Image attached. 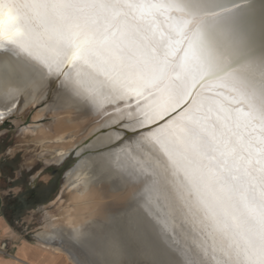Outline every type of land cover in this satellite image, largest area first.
Segmentation results:
<instances>
[{"label":"snow or ice","instance_id":"6c2138e0","mask_svg":"<svg viewBox=\"0 0 264 264\" xmlns=\"http://www.w3.org/2000/svg\"><path fill=\"white\" fill-rule=\"evenodd\" d=\"M0 49L118 116L196 264H264V0H0Z\"/></svg>","mask_w":264,"mask_h":264},{"label":"bare ground","instance_id":"6f19581e","mask_svg":"<svg viewBox=\"0 0 264 264\" xmlns=\"http://www.w3.org/2000/svg\"><path fill=\"white\" fill-rule=\"evenodd\" d=\"M52 78L26 56L10 49H0V113L3 115V119H0V124L6 119L12 118L11 120L18 126L33 108L44 103V106L34 112L32 118H30L31 122L21 127V131L34 135L40 139V142L53 144L55 141H64L69 136L74 138L76 132L73 130L79 128V131L88 122L96 120V123L94 122L93 124L92 122L93 125L88 129L87 133L77 139L76 145L69 146L66 144L68 139L62 142L63 146H65L64 149L60 152L52 153V155L50 154V158L46 160L47 164L48 162L59 164L68 155L73 154L76 156L72 166L67 169L64 176L69 194V204L61 208V212H59L61 215L59 217H55L54 214H44V221L34 230L33 236L36 241V248L43 254L49 255L51 264L55 261L59 262L60 254H64L65 259L71 264H127L133 261L135 256L127 254L128 250L125 252L124 248L127 247H124V245L123 248L118 246L117 241H115L117 239L115 235L118 236V234L115 233L119 232H117V228L121 226L120 222H125L132 217L136 218L137 216L135 217L134 215L140 214L146 209V206L142 204L144 202H140V200L146 194L151 195L150 186L145 185L147 182H141V178H137L136 176L132 178L131 163L128 162L126 153L123 151L125 145L116 143L118 137L121 135V130L113 126L118 116L111 113L110 109L96 110L87 107L85 102L75 95L72 89L65 83L53 85L51 83ZM48 83H51V85L45 93L34 103H32L33 101L30 102L34 94ZM49 94H52L51 97H49ZM17 99H19V104L15 107L13 114V111L10 110H13ZM41 112L43 113L39 115ZM64 113H68V116L57 119L56 116ZM46 115L49 117L44 122H37L42 120V118L33 119L36 116L44 117ZM53 115L54 117H51ZM54 118L56 121L53 120ZM63 126H68L72 129L62 134L58 140L49 138ZM101 127L105 129L100 130ZM87 136L89 138H86L87 141L83 142ZM43 137H48L50 140H43ZM37 143L39 142L36 141ZM46 152L49 154L48 151ZM116 164L120 165V169L117 171H115ZM139 223L141 222L139 221ZM159 223L163 224L162 222ZM163 226L165 229V225ZM166 235L164 234L165 238H167ZM149 237L151 238L152 236ZM146 239H148V236ZM130 240L135 241L132 238ZM134 243L137 245L136 242ZM153 246H155L154 243ZM151 257L152 255L145 254L142 259L149 260ZM153 257L155 259L151 260L155 264L183 263L176 259V257L171 256L170 253L163 256L157 254L153 255ZM17 261L21 264H30L21 258H17Z\"/></svg>","mask_w":264,"mask_h":264},{"label":"rangeland","instance_id":"374dc122","mask_svg":"<svg viewBox=\"0 0 264 264\" xmlns=\"http://www.w3.org/2000/svg\"><path fill=\"white\" fill-rule=\"evenodd\" d=\"M50 85H51V83H48L41 90H39L37 93H35L34 94V97L32 96L33 98H32V100L30 102L33 101L32 103H34V101H36L39 97H41L45 93V91L50 87ZM51 95L52 94H49V97H51ZM42 106H44V103H42L41 105H37L35 108H33L32 111L27 114V116L24 119V121L20 125H18V126H17V124H15L11 120L12 118L6 119L4 122H2L0 124V165L3 167L4 171H8V170L6 168L7 167L6 164H4V159H1V157L2 156L3 157L4 156H7V155L8 156H13L12 159H11L12 160V164H13V166L16 167L17 170H23L24 172H26V171H28L30 169H34L33 171L30 172V174L28 175V177H29V179L32 178L33 179L32 183H35V185H36V190L39 193L37 200L38 201H41L43 208L41 207V209H39L38 211H36L35 214L32 217V220L35 221V224L31 228L32 229V233H30L31 235L32 234L34 235L35 228L41 222L44 221V219H45L44 214H46V213H48L50 215H53L54 214L55 217H59L61 215V213H59V212H61V208L65 207L67 204H69V200H68L69 199V196H68L69 194H68V191H67V184L65 183V177H64L65 175L64 174L67 171V169L71 167V165L73 163L72 162L73 154L66 156L63 159V161L61 163H59V164H55L54 162H48V164H47V161L46 160L50 158V154L52 155V153H57V152H60L62 149H64L65 146H63L62 142H65L66 140L69 139L66 142V144H68L69 146L76 145L77 139H79L81 136H84L85 133H87L88 129L92 127V125L94 124V122L96 123V120H92L91 122H88L85 126H83L82 128H80L79 131H78L79 128L77 130L76 129L73 130V131L76 132L75 135H74L75 136L74 138H71V136H69L64 141H55V143H53V144H45L42 141L40 142V139L36 138L34 135H30L29 133H24V132L21 131V127L23 125L29 124L31 122V119L30 118H32L34 112L37 109H39L40 107H42ZM45 111H47V110H45ZM42 113L43 112H41L39 115H41ZM65 116H68V113L60 114V115H58L56 117L58 119L59 117L60 118H63ZM47 117H49V116L48 115H46L44 117L43 116H36L33 119H39V118L41 119L42 118V120H39L37 122H44V121L47 120ZM51 117H54V115L51 116ZM53 120L56 121L55 118ZM92 122H93V124H92ZM90 123H91V125H90ZM71 129L72 128H70L68 126H63V127L59 128V131H56V133L53 134V136H51L49 138H51L53 140H58V139H60V136L62 134L67 133ZM102 129L104 130L105 128L101 127L100 130H102ZM21 134L23 135V137H22ZM49 138L48 137L47 138L46 137H43L42 139L48 141V140H50ZM86 138L88 139L89 137L88 136L85 137L84 140H83V142L87 141ZM36 141L39 142V143L36 144ZM45 151H48L49 154L47 152L45 153ZM126 156L128 158V162L130 163L129 157H128L127 154H126ZM130 166H131V170L133 171L132 172L133 174H131L132 175V178L135 177V176L137 178H141V176L139 174H137L138 172L135 171V168L132 166V164H130ZM62 167H63V169H62V171H60V169ZM115 167H116L115 168V171H117V170L120 169V165H117L116 164ZM141 179H142L141 182H143V183L144 182H147L145 184L146 186L147 185L150 186V182L149 181H147V180H145L143 178H141ZM26 182H27V180H26ZM46 184H47V186H45ZM65 191H66V193H65ZM152 196H153L152 193H151V195L150 194H146V195L142 196L140 202H144L142 204H144L146 206V209L143 210L142 213H140V214L138 213V214L134 215L135 217L137 216L136 218L132 217V218H129L128 220H126L127 222L126 221L125 222L123 221L122 223L120 222V225L121 226L119 228H117V232L118 231L119 232L118 233H115V234H118V236L115 235L116 238H117V239H115V241H117L118 246H120V247L123 248V245H124V247H127V248H124L125 249V252H126V250H128L126 252L127 254H130V255L133 254L132 256H135L134 257L135 259L133 261L127 263V264H130V263L131 264H135V262H136V264H155L154 261L151 260L153 258L155 259V257H153V255L155 256V255L158 254L160 256H163V255H169V253H170L171 256L176 257V259H178L180 262H183L181 264H189L190 262H191V264H193V263L196 264V262L191 259L189 253L186 252V250L184 249V247L180 246L181 244L178 241H175L174 242V239L172 238V235H171L172 233H170V232H172L171 227L169 228V227H166L165 226V229L163 228L164 227L163 225H165V224H164L162 218L159 217L158 214H157V210H156V208L154 206V196L153 197ZM143 197H144V199H143ZM151 208H152V211H151ZM138 215H140V216H138ZM142 215H143V217H142ZM149 217H150V219H149ZM28 218H29V216H28ZM137 218L139 219V221L142 224L139 223V221H138ZM143 218H145V219H143ZM151 218H152V220H151ZM136 219H137V222L135 224ZM143 220H144V223H143ZM146 220H148V221H146ZM158 220H160V221H158ZM151 222H153V223H151ZM159 222H162L163 224H161ZM126 223H127V225H126ZM141 225H142V227H141ZM146 225H147V227H146ZM124 227H125L126 230L124 229ZM130 228H131V230H130ZM142 228H144V229H142ZM157 228H158V230H156ZM138 229H140V230H138ZM122 230H124V231H122ZM152 230L154 231V233H153ZM160 230H162V231H160ZM149 233H150V235H149ZM164 234L165 235L167 234L166 235L167 238L164 237ZM147 236H148L149 241H148V239H146ZM149 236H152V237L150 238ZM157 236H158V238H157ZM122 238H124V239H122ZM131 238L133 240H135V241L130 240ZM138 241H139V243H138ZM125 242H126V244H125ZM131 242H133V243H131ZM134 242H136L137 245ZM152 242L154 243L155 246H153V243ZM155 242H156L157 246H156ZM128 243H129V245H127ZM132 244H133V246H132ZM171 245H174V246H171ZM130 246H131V248H129ZM137 246L138 247L140 246L139 249H138ZM134 248H135V250H134ZM183 252H185V253H183ZM135 253H136V255H135ZM145 254H148L149 256L152 255L151 259H149V260L148 259L147 260L146 259H142L143 255H145ZM180 259H182V260H180ZM59 263L60 264L61 263H63V264H71L68 260L65 259V255L64 254H60Z\"/></svg>","mask_w":264,"mask_h":264},{"label":"crops","instance_id":"0c3cea01","mask_svg":"<svg viewBox=\"0 0 264 264\" xmlns=\"http://www.w3.org/2000/svg\"><path fill=\"white\" fill-rule=\"evenodd\" d=\"M12 157H1L8 171L0 165V247L4 244L5 251H0V264H21L17 258L30 264H51L49 255L36 248L35 238L30 234L35 224L32 217L42 207L37 200L39 193L36 187L25 191L24 184L15 182L24 171L13 166ZM26 180L32 184V178L27 176Z\"/></svg>","mask_w":264,"mask_h":264},{"label":"built area","instance_id":"2783aa9c","mask_svg":"<svg viewBox=\"0 0 264 264\" xmlns=\"http://www.w3.org/2000/svg\"><path fill=\"white\" fill-rule=\"evenodd\" d=\"M0 251H2V252L5 253V251H4V244L0 247Z\"/></svg>","mask_w":264,"mask_h":264},{"label":"water","instance_id":"95a60500","mask_svg":"<svg viewBox=\"0 0 264 264\" xmlns=\"http://www.w3.org/2000/svg\"><path fill=\"white\" fill-rule=\"evenodd\" d=\"M76 156L75 155H73V159H72V162H74V160L76 159L75 158ZM72 166V165H71ZM62 169H63V167L60 169V171H62ZM65 175V174H64Z\"/></svg>","mask_w":264,"mask_h":264}]
</instances>
